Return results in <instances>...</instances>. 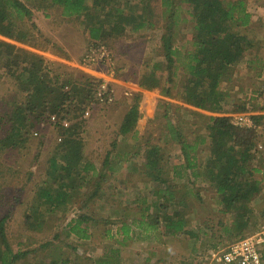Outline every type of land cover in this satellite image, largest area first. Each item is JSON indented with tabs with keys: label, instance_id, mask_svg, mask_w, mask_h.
Returning a JSON list of instances; mask_svg holds the SVG:
<instances>
[{
	"label": "rangeland",
	"instance_id": "374dc122",
	"mask_svg": "<svg viewBox=\"0 0 264 264\" xmlns=\"http://www.w3.org/2000/svg\"><path fill=\"white\" fill-rule=\"evenodd\" d=\"M246 1L250 22L240 32L250 39L252 47L231 67L230 75L219 85L225 97L220 113L196 109L179 100L183 67L178 61L175 62L170 97L162 96L159 88L146 91L139 87L141 77L150 71L161 79L162 86L167 85L163 82L168 74L164 69L160 36L168 14L163 13L162 0H149V10H152L150 26L134 32L126 30L119 37L98 43L90 40L80 18L63 17L58 9H39L33 0L24 2L31 10V19L14 16L12 20L33 38L27 44L16 45L43 58L42 68L49 71V76L53 80L54 75L60 76L57 85L71 77L81 87L86 78H98L106 85L112 100L89 99L82 106V114L71 111L66 115L61 111L52 119L53 116L49 118V113H45L38 122L34 121V126L23 138L7 140L10 116L26 94L17 84L16 75L20 71L4 64L0 57V219L6 216L7 249L13 255H21L12 264H209L205 259L208 250L223 247L232 239L262 227L263 181L259 195L246 204L248 225L238 230L233 225L234 212L220 211L215 186L205 172L208 116L231 118L234 105L243 103L254 94L253 112L264 115V20L258 14L259 21H256L257 13L252 12V2ZM179 7V17L173 28L174 47L182 57L191 49L193 23L186 6L180 4ZM95 45L105 48L108 59L94 64L84 61L85 54ZM80 95V92L76 93V97ZM137 95L140 96L138 99ZM135 104L139 117L132 131L122 135L119 126L125 113ZM165 108L168 121L179 128L184 140L195 145V149L189 150L191 157L195 155L193 170L183 167L179 145L165 128L167 118L159 115ZM63 115L71 120H62ZM81 120L80 137L85 157L93 168L84 179L76 180L80 188H76L66 204L48 211V204L37 199L36 193L45 180L51 183L54 179L51 159L58 158V151H61L56 125L63 122L70 125ZM203 137L205 144L199 141ZM152 144L160 146L161 164L169 173L170 192L174 194V202L169 204L167 212L178 211L185 215L187 228L195 232L192 237L184 233L165 234L164 223L155 225L156 228L151 224L154 209L163 198L154 193L159 189L158 184L141 174L140 168ZM105 155H109L107 163ZM256 157L259 161L254 159L252 165L261 169L264 154L256 153ZM173 165L178 167L174 172L171 170ZM195 172L199 174L196 176ZM254 177L261 179V172ZM95 183L98 184L96 193L89 195L95 189ZM172 184L176 186L171 188ZM84 196L83 205L82 202L75 203ZM81 214L90 218L80 224L85 228L87 238H79L70 231L77 225ZM219 220L229 230L223 231L224 235L220 237L209 236L211 234L204 228L216 226ZM136 222H146L142 225L145 228ZM150 237L159 239V250L150 251V244L144 242ZM0 250H6L1 237ZM147 252L152 255L147 256Z\"/></svg>",
	"mask_w": 264,
	"mask_h": 264
},
{
	"label": "trees",
	"instance_id": "16d2710c",
	"mask_svg": "<svg viewBox=\"0 0 264 264\" xmlns=\"http://www.w3.org/2000/svg\"><path fill=\"white\" fill-rule=\"evenodd\" d=\"M25 1L0 0V57L4 64L10 67L14 66L20 71L16 75L17 84L26 94L24 101L15 106L10 116L11 127L7 140L23 138L24 134L29 132L35 122H38L45 113L50 114H48L49 118L61 111L66 115L71 111L82 114L84 111L82 106L89 99L95 98L96 88L102 82L101 79L88 77L84 80L85 85L80 83L81 87H78L75 80L69 77L57 85L60 76L54 75L55 80L49 76V71L42 68L43 58L16 45L17 43L27 44L33 38L32 34L12 20L14 16L19 19H31L32 13L24 4ZM33 1L37 2L36 7L39 9H58L63 17L80 18L88 37L94 43L119 37L126 30L133 32L142 30L152 24L149 0ZM179 3L186 6L187 13L193 23L191 49L182 57L180 51L174 47L175 30L173 28L179 17ZM162 6L165 7L163 13L168 14L167 21L164 23V32L160 36L165 61L164 69L168 74L163 82L167 85L162 86L161 79L154 71H150L141 77L138 82L139 87L146 91L159 88L162 96L170 97L172 95L171 85L175 76V62L178 61L183 67V88L179 93V100L196 109L211 113L222 112V102L225 97L219 89V85L230 75L231 67L244 57L247 49L252 47L250 39L240 32L250 22V14L246 10V0H162ZM79 92L81 95L76 97V93ZM139 97L137 95V99ZM254 98L255 94L246 98L243 103L234 105L231 110L234 113H251L253 121L259 123L263 119V115L253 112L255 110L252 105ZM77 99L80 101L77 102ZM162 112H159V115L167 118V108ZM138 117V105H132L123 117L119 133L126 135L132 131ZM61 119L70 121L71 117L66 118L63 115ZM82 123L81 120L67 126L62 123L56 125L60 133L58 148L61 151H58V158L51 159L50 167L54 179L51 183L45 180L36 193L37 199L42 200L43 204H48V211H54L59 206L66 204L67 200L73 197L76 188H80L76 180L84 179V176L90 173V169L93 168L91 161L85 157L86 152L80 137ZM165 128L179 145L183 167L186 170H193L196 166L195 155L191 157L189 150L195 149V145L184 140L179 128L172 125L168 118ZM206 129L209 142L206 145L205 172L209 181L215 186V193L218 195L221 205L220 211L229 212L232 210L234 212L233 225L241 230L249 223V215L246 217L248 213L246 204L257 197L261 191V179L257 180L254 177L260 171L259 166L252 165L254 159H257V152L254 151L257 140L256 131L253 128L233 125L229 116L221 115L208 116ZM199 141L205 144L206 139L203 137ZM161 155L160 146L152 144L147 149L145 161L140 168L141 174L158 184L159 189H156L154 193L160 194L159 197L163 198L154 209L151 217L152 222L154 225L164 223L162 227L165 234L184 233L192 237L195 232L187 228L188 222L185 215L183 216L178 211L167 212L169 204L174 202L172 199L174 194L170 192L169 173L161 164ZM108 156L104 157L106 163ZM257 160L259 161V159ZM177 168L173 165L171 170L174 172ZM165 171L167 174H164ZM198 174L199 172H195L196 176ZM95 185V189L89 195H95L98 184L95 183ZM162 185L165 187H160ZM175 186L172 184L171 188ZM84 199L86 196L75 203L81 204L82 202L83 205L82 200ZM89 219L81 214L77 225L72 226L70 231L79 238H87L86 230L81 228L80 224ZM5 221L6 216L0 219V237L6 248L5 251L0 250V264H12L21 255L11 254L6 247ZM204 229L211 234L209 236L216 235L218 237L224 235L223 231L229 230L220 224V220L217 221L216 226ZM24 254L22 253V255Z\"/></svg>",
	"mask_w": 264,
	"mask_h": 264
},
{
	"label": "built area",
	"instance_id": "2783aa9c",
	"mask_svg": "<svg viewBox=\"0 0 264 264\" xmlns=\"http://www.w3.org/2000/svg\"><path fill=\"white\" fill-rule=\"evenodd\" d=\"M105 59H108L105 48L95 45L85 54L84 61L94 64V62L101 63ZM95 99L99 102L112 100L105 84L100 83L97 86ZM231 123L239 127L255 129L257 140L254 151L257 154H264V115L259 123H255L251 113H233ZM62 124L64 126L68 125L67 122ZM260 172L261 181L264 182V167L260 169ZM205 259L209 264H264V224L251 234L240 236L223 247L208 250L205 253Z\"/></svg>",
	"mask_w": 264,
	"mask_h": 264
},
{
	"label": "crops",
	"instance_id": "0c3cea01",
	"mask_svg": "<svg viewBox=\"0 0 264 264\" xmlns=\"http://www.w3.org/2000/svg\"><path fill=\"white\" fill-rule=\"evenodd\" d=\"M248 1H250V2H252L251 4H252V8H253V14H255V13H257L256 14V21H259L258 20V18H257V16H258V14H261L263 17H262V19L261 20H264V0H255V1H253V0H248ZM247 2V1H246ZM254 3V4H253ZM248 4V3H247ZM248 9V8H247ZM247 11H249L250 12V10L248 9ZM251 12V13H252ZM256 21H253V22H256ZM143 223H146V222H136V224H138L139 225V227H144L145 228V226H142L143 225ZM151 224H153L152 222H151ZM154 225V224H153ZM126 226V225H125ZM126 227H128V226H126ZM154 227H155V225H154ZM156 228V227H155ZM127 229V228H126ZM147 229V228H146ZM158 228L156 229V231H155V234L156 233H158ZM165 236V235H164ZM144 242H146L147 244H150V246H149V249H150V251H152L153 252V250H159V246H160V241H159V239H157V237L156 238H154V237H150V238H148V239H146ZM158 252H160V251H158ZM147 254V256H150V255H152V253L150 252V253H146ZM146 259V258H145ZM144 259V260H145ZM147 260V259H146Z\"/></svg>",
	"mask_w": 264,
	"mask_h": 264
}]
</instances>
